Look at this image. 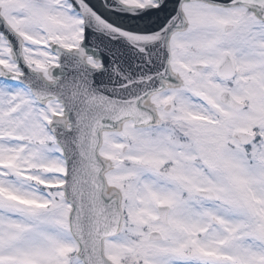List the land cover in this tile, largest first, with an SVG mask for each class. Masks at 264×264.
Masks as SVG:
<instances>
[{
    "label": "snow or ice",
    "instance_id": "1",
    "mask_svg": "<svg viewBox=\"0 0 264 264\" xmlns=\"http://www.w3.org/2000/svg\"><path fill=\"white\" fill-rule=\"evenodd\" d=\"M0 264H264V0H0Z\"/></svg>",
    "mask_w": 264,
    "mask_h": 264
}]
</instances>
